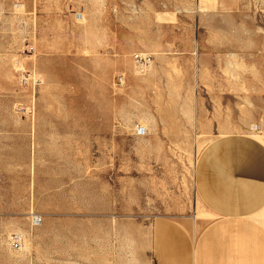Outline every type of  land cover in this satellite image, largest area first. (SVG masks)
Instances as JSON below:
<instances>
[{"label": "rangeland", "instance_id": "374dc122", "mask_svg": "<svg viewBox=\"0 0 264 264\" xmlns=\"http://www.w3.org/2000/svg\"><path fill=\"white\" fill-rule=\"evenodd\" d=\"M257 166L264 0H0V264H264Z\"/></svg>", "mask_w": 264, "mask_h": 264}, {"label": "crops", "instance_id": "0c3cea01", "mask_svg": "<svg viewBox=\"0 0 264 264\" xmlns=\"http://www.w3.org/2000/svg\"><path fill=\"white\" fill-rule=\"evenodd\" d=\"M250 153L245 156V160H250ZM257 169V170H256ZM256 169L244 170V179L247 181V187L244 191L237 196L227 195L222 193L221 206L224 210L227 208L228 219L235 221L234 228L240 233L250 227L249 224L241 218L257 211L264 205V171L258 166ZM256 213H264V206ZM235 247L239 251V257L237 264H262L261 251L256 250V246L251 249V245L247 241L246 237H240Z\"/></svg>", "mask_w": 264, "mask_h": 264}, {"label": "built area", "instance_id": "2783aa9c", "mask_svg": "<svg viewBox=\"0 0 264 264\" xmlns=\"http://www.w3.org/2000/svg\"><path fill=\"white\" fill-rule=\"evenodd\" d=\"M134 58L136 59V61H140V60H144L145 59V56L143 55H140V54H135L134 55ZM22 72V82L23 83H26L27 80L30 78L29 77V74L27 73L26 75H24L23 72H25L24 70L21 71ZM119 81L120 78H119ZM33 107H34V100L33 98L31 97V99L28 101V104H24V103H21L20 105H18V108L31 114L33 113ZM34 222L37 223L38 221H40V217L38 216H34ZM11 242L14 246L16 247H20L21 243H22V234L20 233H14V235H12L11 237Z\"/></svg>", "mask_w": 264, "mask_h": 264}, {"label": "bare ground", "instance_id": "6f19581e", "mask_svg": "<svg viewBox=\"0 0 264 264\" xmlns=\"http://www.w3.org/2000/svg\"><path fill=\"white\" fill-rule=\"evenodd\" d=\"M32 220L34 221L35 219H34V216H32Z\"/></svg>", "mask_w": 264, "mask_h": 264}]
</instances>
